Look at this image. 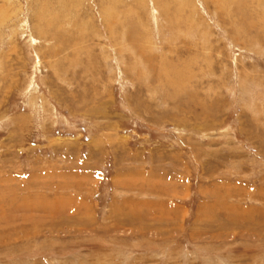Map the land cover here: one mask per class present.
Instances as JSON below:
<instances>
[{
	"label": "rangeland",
	"instance_id": "1",
	"mask_svg": "<svg viewBox=\"0 0 264 264\" xmlns=\"http://www.w3.org/2000/svg\"><path fill=\"white\" fill-rule=\"evenodd\" d=\"M0 264H264V0H0Z\"/></svg>",
	"mask_w": 264,
	"mask_h": 264
}]
</instances>
